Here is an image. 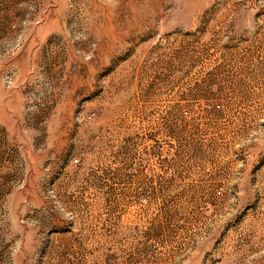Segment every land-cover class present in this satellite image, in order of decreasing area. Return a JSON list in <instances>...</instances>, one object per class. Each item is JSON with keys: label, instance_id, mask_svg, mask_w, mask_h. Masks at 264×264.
Masks as SVG:
<instances>
[{"label": "rangeland", "instance_id": "obj_1", "mask_svg": "<svg viewBox=\"0 0 264 264\" xmlns=\"http://www.w3.org/2000/svg\"><path fill=\"white\" fill-rule=\"evenodd\" d=\"M0 264H264V0H0Z\"/></svg>", "mask_w": 264, "mask_h": 264}, {"label": "built area", "instance_id": "obj_2", "mask_svg": "<svg viewBox=\"0 0 264 264\" xmlns=\"http://www.w3.org/2000/svg\"><path fill=\"white\" fill-rule=\"evenodd\" d=\"M75 162H77V160Z\"/></svg>", "mask_w": 264, "mask_h": 264}]
</instances>
